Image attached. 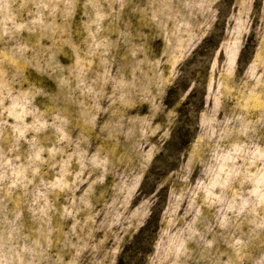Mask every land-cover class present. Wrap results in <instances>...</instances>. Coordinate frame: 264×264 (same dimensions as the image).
<instances>
[{"label": "rangeland", "instance_id": "1", "mask_svg": "<svg viewBox=\"0 0 264 264\" xmlns=\"http://www.w3.org/2000/svg\"><path fill=\"white\" fill-rule=\"evenodd\" d=\"M0 264H264V0H0Z\"/></svg>", "mask_w": 264, "mask_h": 264}, {"label": "trees", "instance_id": "2", "mask_svg": "<svg viewBox=\"0 0 264 264\" xmlns=\"http://www.w3.org/2000/svg\"><path fill=\"white\" fill-rule=\"evenodd\" d=\"M215 36H216L215 32H212V34L210 36L205 37L203 39L202 43L198 46V49L210 48L212 42H214ZM219 43H220L219 40H217L214 43V45L218 46ZM248 47H249V42H246V44L244 45V47L241 51L240 62H241L243 55L247 51ZM157 221H158V216L156 214H154V211H152V213H151L149 219L147 220L145 226L140 229L139 234H141V233L143 234V233L149 231L150 226H152Z\"/></svg>", "mask_w": 264, "mask_h": 264}]
</instances>
